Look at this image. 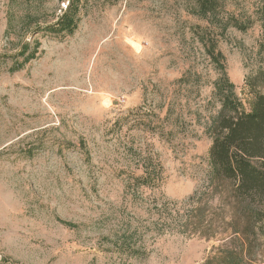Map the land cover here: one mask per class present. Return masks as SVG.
<instances>
[{
  "label": "rangeland",
  "instance_id": "obj_1",
  "mask_svg": "<svg viewBox=\"0 0 264 264\" xmlns=\"http://www.w3.org/2000/svg\"><path fill=\"white\" fill-rule=\"evenodd\" d=\"M69 1L0 0V264H264L212 183L219 71L195 1L78 0L56 32ZM259 2L228 0L254 23L217 46L247 108Z\"/></svg>",
  "mask_w": 264,
  "mask_h": 264
},
{
  "label": "trees",
  "instance_id": "obj_2",
  "mask_svg": "<svg viewBox=\"0 0 264 264\" xmlns=\"http://www.w3.org/2000/svg\"><path fill=\"white\" fill-rule=\"evenodd\" d=\"M194 1L192 13L207 22L204 28L198 27V38L219 71V76L212 82L213 95L221 103L211 129L212 183L221 186L231 198L232 219L236 221L234 231L239 232L250 246L257 235L264 232V67L247 77L251 94L247 108L236 94L235 84L226 72L225 56L217 46L230 28L246 31L254 19L246 11L227 9L228 0ZM77 5L78 0L69 1L54 27L56 32L75 29ZM256 13L261 22V48L264 49V0H260ZM139 179L148 184L154 178L149 173ZM219 259L222 264H247L236 252H226Z\"/></svg>",
  "mask_w": 264,
  "mask_h": 264
}]
</instances>
